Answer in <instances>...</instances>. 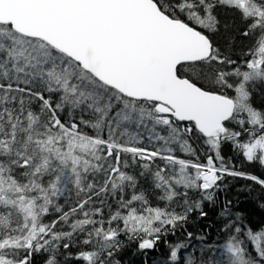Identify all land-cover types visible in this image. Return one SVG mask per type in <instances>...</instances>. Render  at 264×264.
Listing matches in <instances>:
<instances>
[{"label": "snow or ice", "instance_id": "obj_1", "mask_svg": "<svg viewBox=\"0 0 264 264\" xmlns=\"http://www.w3.org/2000/svg\"><path fill=\"white\" fill-rule=\"evenodd\" d=\"M258 96L264 0H0V264H121V237L157 249L226 177L264 188L222 154L264 167ZM230 205L222 246L165 239L161 264H264Z\"/></svg>", "mask_w": 264, "mask_h": 264}, {"label": "trees", "instance_id": "obj_2", "mask_svg": "<svg viewBox=\"0 0 264 264\" xmlns=\"http://www.w3.org/2000/svg\"><path fill=\"white\" fill-rule=\"evenodd\" d=\"M237 27L239 28V25H237ZM235 35L237 34H223L220 38L221 43L223 45H227L229 37ZM249 44V41H241L237 38L234 46L236 53L239 54L240 50ZM262 100H264V97L258 96L256 98V102L258 104ZM236 130H239V128ZM222 154L226 160L230 159L231 163L235 165L237 170L245 171L264 178V175H261L264 173V167H261L258 163L247 162L242 156H238L231 149L230 145L224 146ZM201 159H203V156H201ZM224 184L226 187L218 193L220 203L215 206H205V211L208 212L207 217H200L198 212L191 213L187 223H185L182 227H178L175 235L169 234L166 238L162 237L157 249L148 251L146 254L137 251L134 242L129 243L125 237H121L126 246L119 253L117 259L121 261V264H156L162 262V260L166 261L168 248L164 243L165 239H167L169 243H176L179 241L189 243V247L186 250L188 252L192 251L193 255L197 256L200 254L199 250L206 244H223L224 235L220 232L223 221L220 217V210L223 207L224 201H231L230 207L232 211L242 213L246 218V222L253 228L264 226V188H261L253 181L239 177H226ZM73 198L74 197L71 196L69 197V203L72 202ZM61 203H64V201L61 200ZM188 232L193 233V237L190 242L187 238ZM197 237H203V239H197ZM249 247L250 249L252 248L251 245H249ZM69 251L76 253L78 251V247L73 246ZM145 256L147 257L146 261ZM39 264H42V262H39ZM72 264H85V262H76L72 260Z\"/></svg>", "mask_w": 264, "mask_h": 264}, {"label": "rangeland", "instance_id": "obj_3", "mask_svg": "<svg viewBox=\"0 0 264 264\" xmlns=\"http://www.w3.org/2000/svg\"><path fill=\"white\" fill-rule=\"evenodd\" d=\"M224 243V242H223ZM223 244L221 243L220 244V246H222ZM187 250H185V254H193V252L192 251H190V252H188ZM162 261H165V260H162ZM167 261V260H166ZM156 264H161V262L160 263H156Z\"/></svg>", "mask_w": 264, "mask_h": 264}]
</instances>
